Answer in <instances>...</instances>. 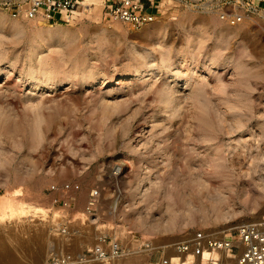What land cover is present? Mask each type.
Instances as JSON below:
<instances>
[{"label":"rangeland","instance_id":"374dc122","mask_svg":"<svg viewBox=\"0 0 264 264\" xmlns=\"http://www.w3.org/2000/svg\"><path fill=\"white\" fill-rule=\"evenodd\" d=\"M94 2L44 37L0 11V159L21 177L0 174V264L7 252L10 264H45L102 234L159 248L264 216V23L174 9L133 28ZM62 183L81 188L69 210L49 190ZM62 216L71 239L57 232ZM152 254L162 257L113 264Z\"/></svg>","mask_w":264,"mask_h":264},{"label":"built area","instance_id":"2783aa9c","mask_svg":"<svg viewBox=\"0 0 264 264\" xmlns=\"http://www.w3.org/2000/svg\"><path fill=\"white\" fill-rule=\"evenodd\" d=\"M89 0H0V11L14 19H41L48 24H72L87 11ZM94 1V0H93ZM102 18L141 28L154 22L160 13L184 9L193 13L214 16L220 21L238 26L247 18L264 23V0H96ZM96 5V4H95ZM95 5L91 6L95 7ZM85 13V12H84ZM79 184H53L49 190L56 194L54 205L69 210L73 201L70 193L80 191ZM101 190L90 191L85 214L95 215ZM57 226L60 236L71 239L69 216L60 217ZM71 242V241H70ZM53 252L45 264H112L128 256L161 251L162 257L154 264H264V216L222 232L198 230L184 240L156 248L148 241L127 245L120 238L102 234L97 242L81 250L70 248ZM171 253H168V252Z\"/></svg>","mask_w":264,"mask_h":264},{"label":"bare ground","instance_id":"6f19581e","mask_svg":"<svg viewBox=\"0 0 264 264\" xmlns=\"http://www.w3.org/2000/svg\"><path fill=\"white\" fill-rule=\"evenodd\" d=\"M96 3L94 2V1H92V0H89L88 2H87V6H86V8H87V11L89 10V9H91V10H93L94 8L92 7L91 8V6H93V5H95ZM97 5V4H96ZM16 20H18V19H16ZM11 22V21H10ZM31 22H33V24L34 23H38V25H39V32H36L35 34H38L39 36H42V37H44L43 35H45L46 33L45 32H42L41 31V28L42 27H44V26H46L47 27V22L46 21H42L41 19H32V21ZM5 23V22H4ZM9 23V22H8ZM7 23V24H8ZM224 23V22H223ZM1 24H2V22H1ZM7 26H4V28H6ZM10 27V26H9ZM8 27V28H9ZM20 27H22V26H20ZM45 27V28H46ZM49 27V26H48ZM27 28V27H26ZM7 29V28H6ZM23 30V29H22ZM38 30V29H37ZM42 30H43V28H42ZM41 31V32H40ZM53 33H51V34H47V36H48V38L49 37H53V35H52ZM55 34V33H54ZM59 38L61 37V35L60 34H58L57 35ZM55 37V36H54ZM44 39V38H43ZM48 42V41H47ZM45 44V43H44ZM146 71V70H145ZM148 71V70H147ZM136 72H138V71H136ZM144 72V71H143ZM117 85H122L123 83L121 82V81H118L117 83H116ZM125 85V84H124ZM1 152V151H0ZM1 155V154H0ZM5 156V155H4ZM5 160V159H4ZM2 162H4L3 160H1L0 159V174H2L3 173V171L4 172H6L7 174H5V176H8V178H12L13 177V179H15L16 181H19L20 179H21V177H20V175H18L19 173L17 172L18 171V169L16 168V169H14V172H12L11 171V169L9 168V167H7V166H5V165H3L2 164ZM122 171H123V167H121V166H119V168L117 169V171H116V174L118 175V174H121L122 173ZM4 174V173H3ZM195 185H199V183H197V182H195ZM200 185H202L203 186V184H200ZM201 194L203 195V196H205L206 195V197H207V194L201 189ZM205 197V198H206ZM3 200V198L0 200V202ZM184 202H185V199H184ZM8 209H10V207H8L7 205H5V204H2L1 205V210H2V222H6L7 220H9V215H8ZM174 222V221H173ZM8 253V252H7ZM7 253H5L3 256H2V262L4 263V264H10V263H14V257L12 256V255H9V254H7Z\"/></svg>","mask_w":264,"mask_h":264},{"label":"crops","instance_id":"0c3cea01","mask_svg":"<svg viewBox=\"0 0 264 264\" xmlns=\"http://www.w3.org/2000/svg\"><path fill=\"white\" fill-rule=\"evenodd\" d=\"M70 248H72V249H74V250H78L79 248H77V246H75L74 244H72V242H71V246H70ZM151 253V252H150ZM144 254V253H143ZM154 254H156V253H154ZM147 255V254H146ZM157 260H158V258H157V256H155V255H151L150 256V262L151 263H155V262H157ZM115 262H117V261H115ZM115 262H113V263H115ZM112 263V264H113ZM90 264H95V263H90Z\"/></svg>","mask_w":264,"mask_h":264}]
</instances>
